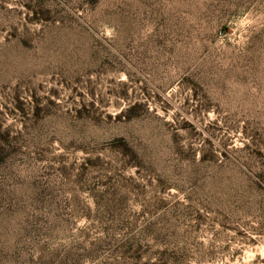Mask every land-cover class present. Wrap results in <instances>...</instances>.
<instances>
[{
  "label": "rangeland",
  "instance_id": "374dc122",
  "mask_svg": "<svg viewBox=\"0 0 264 264\" xmlns=\"http://www.w3.org/2000/svg\"><path fill=\"white\" fill-rule=\"evenodd\" d=\"M0 264H264V0H0Z\"/></svg>",
  "mask_w": 264,
  "mask_h": 264
}]
</instances>
